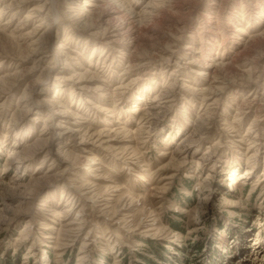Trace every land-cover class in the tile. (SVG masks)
<instances>
[{
    "label": "rangeland",
    "instance_id": "rangeland-1",
    "mask_svg": "<svg viewBox=\"0 0 264 264\" xmlns=\"http://www.w3.org/2000/svg\"><path fill=\"white\" fill-rule=\"evenodd\" d=\"M45 1L0 0V264H264V0Z\"/></svg>",
    "mask_w": 264,
    "mask_h": 264
},
{
    "label": "bare ground",
    "instance_id": "bare-ground-1",
    "mask_svg": "<svg viewBox=\"0 0 264 264\" xmlns=\"http://www.w3.org/2000/svg\"><path fill=\"white\" fill-rule=\"evenodd\" d=\"M23 1V0H22ZM28 1H30V0H28ZM165 1V0H164ZM42 3H43V1H42ZM165 3V2H164ZM170 4V3H169ZM173 4V3H172ZM168 5V4H167ZM183 5V4H182ZM56 0H47V1H45V3L44 4H42V6H40V7H38V8H36V9H34L33 11H35V14L37 15V14H39V15H37V16H41L40 14L43 12V10H48V11H51L52 12V10H54V11H56ZM75 9V7H73L71 10H74ZM122 12H125V13H127V11H124V10H122ZM118 13H121V11H118ZM34 14V15H35ZM46 14H48V13H46ZM34 15H32L31 17H29L30 19H33V18H37V17H33ZM131 15V14H130ZM133 15V14H132ZM2 17V16H1ZM1 17H0V37L2 36V35H4L3 34V32H5L6 31V29H3V27H2V24L3 23H1ZM15 17V16H14ZM14 17H13V19H12V21L11 22H13V20H14ZM129 17V16H128ZM135 19V18H134ZM208 19L209 20H215V18L213 17V16H209L208 17ZM29 21V20H28ZM133 22V21H132ZM178 23V22H177ZM219 25V24H218ZM4 26V25H3ZM6 26H9V24H6ZM23 24L21 25V27H18L17 29H16V34L18 35V38L17 39H19V38H21V39H25V36H30V35H24L23 34ZM85 26H88V25H85ZM41 27V26H40ZM3 29V30H2ZM12 29V28H11ZM2 30V31H1ZM38 30L39 29H36L35 30V32L34 33H32V35H35L37 32H38ZM219 30V29H218ZM236 33H240V31L239 30H237L236 31ZM14 36H15V34H14ZM3 37V36H2ZM16 37V36H15ZM7 39V38H6ZM8 39H9V37H8ZM13 40V39H12ZM48 41H49V38H44V35H41L37 40H35L34 41V46L35 47H38V49L37 50H33V55L34 54H38V53H40V49H42V47H43V45H44V43L45 42H47L48 43ZM21 44V43H20ZM27 44V43H26ZM2 45H4L3 43H2ZM21 46V45H20ZM46 46V45H45ZM60 47V50L61 49H63V46L60 44L59 45ZM0 48H1V38H0ZM28 48V47H27ZM31 50V49H30ZM19 51H21V49L19 50ZM1 54V53H0ZM6 55V54H5ZM52 58H55V56H52ZM234 59V58H233ZM17 78V77H16ZM262 79V78H261ZM260 79V80H261ZM4 84H6V83H4ZM6 86V85H5ZM7 87V86H6ZM5 90H7V88L5 89ZM163 95V94H162ZM264 96V95H263ZM160 97V96H159ZM259 97V96H258ZM249 98V97H248ZM256 98H257V96H256ZM208 99V98H207ZM251 99V98H250ZM255 99V98H254ZM263 100V99H262ZM205 101V100H204ZM248 101V100H247ZM252 101V100H251ZM250 101V102H251ZM215 102V101H214ZM245 102V101H244ZM255 102V101H254ZM246 103V102H245ZM253 103V102H252ZM256 103H257V100H256ZM248 106V105H247ZM246 106V107H247ZM250 106H251V104H250ZM210 112V111H209ZM95 164H97V158H95V157H92V158H90L89 160H88V164H87V166L88 167H92L93 165H95ZM99 164V163H98ZM117 212V211H116ZM116 214V213H115ZM258 255V254H257Z\"/></svg>",
    "mask_w": 264,
    "mask_h": 264
}]
</instances>
